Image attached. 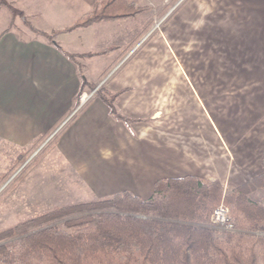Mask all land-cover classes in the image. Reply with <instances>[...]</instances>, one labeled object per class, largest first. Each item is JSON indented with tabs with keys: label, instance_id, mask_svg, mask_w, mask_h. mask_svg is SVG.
Returning <instances> with one entry per match:
<instances>
[{
	"label": "crops",
	"instance_id": "0c3cea01",
	"mask_svg": "<svg viewBox=\"0 0 264 264\" xmlns=\"http://www.w3.org/2000/svg\"><path fill=\"white\" fill-rule=\"evenodd\" d=\"M5 1L21 15L0 5V147L19 152L74 112L81 77L96 84L146 22L69 29L98 0ZM174 22L171 48L162 36L104 86L119 93L115 109L127 121L95 95L54 137L65 177L54 189L66 205L123 191L145 200L157 181L186 176L225 191L264 173V0H193Z\"/></svg>",
	"mask_w": 264,
	"mask_h": 264
},
{
	"label": "trees",
	"instance_id": "16d2710c",
	"mask_svg": "<svg viewBox=\"0 0 264 264\" xmlns=\"http://www.w3.org/2000/svg\"><path fill=\"white\" fill-rule=\"evenodd\" d=\"M0 5L21 15L5 0ZM139 12L130 0H98L69 29ZM86 87L95 88L81 77L79 93ZM95 95L111 116L127 121L115 109L119 93L103 87ZM23 160L24 154L18 163ZM257 189L264 192V173L225 191L216 182L186 176L157 181L145 200L123 191L55 207L0 231V242L13 239L12 244H0V258L9 264H264V207L251 198ZM221 201L233 217L235 231L209 224Z\"/></svg>",
	"mask_w": 264,
	"mask_h": 264
},
{
	"label": "rangeland",
	"instance_id": "374dc122",
	"mask_svg": "<svg viewBox=\"0 0 264 264\" xmlns=\"http://www.w3.org/2000/svg\"><path fill=\"white\" fill-rule=\"evenodd\" d=\"M191 1L193 0H145L142 5H138L133 2L135 8L141 9V12L135 14L133 17L138 16L140 18L133 20L131 17L129 21L132 19V23H136L137 21H141V23L146 22V27L131 42L118 61H120L124 57V54L133 49L144 37L145 39L143 45L136 50L133 56L130 57L129 61H131L145 46L150 45V48L155 47V40L158 39L159 42V40L163 39L162 36L165 37L164 41L166 40L165 42L168 45L167 46L163 43V48L165 50L171 48L172 40L170 39L171 32H173L174 21L175 19L177 21L179 15H186L187 6ZM184 21H186V23L183 22L179 25L183 27L180 28V30L185 33L188 30V26L187 20L185 19ZM183 41L186 44L187 40ZM157 54L160 55V51H158ZM154 58L155 54L153 53V55L149 56V60L151 62L147 65L148 75H151V78H153L154 74H156L153 67L154 65L152 64ZM128 62H126L125 65ZM166 62L167 61L164 62L162 70L158 67V72L162 73L163 71L166 74L168 70L167 67H165ZM107 71L108 69L103 73V75ZM170 71L171 70L169 69V72ZM93 73V71H90L88 74ZM101 78H98L96 84H90L93 85V87H96ZM83 91L91 90L90 87H86ZM82 92L79 93L78 91L76 96L77 102ZM60 131L61 129L57 133ZM52 133H50L48 137H50ZM54 137H51L40 149L39 146L45 142V139H47L46 137L39 140L33 146H30L28 149L21 150L19 152H13L8 149L5 150V148L0 147V231L11 227L18 222L44 214L55 207L67 204L63 203L67 202L64 200L65 198H58L60 194H58V191L55 190L61 188L62 184L60 179L65 177L62 175L63 173L61 172L60 166L51 156V147L54 143ZM37 149H39V151L34 154ZM22 154H24V160L18 163V158ZM251 198L264 207V196H261V194L256 197L255 195H251ZM221 203L223 202L221 201L219 204ZM230 216L233 220L231 213ZM60 222L61 221L59 220L55 222V224H59ZM6 243L12 244L13 239L0 242V244ZM0 264H9V262L7 259L2 257L0 258Z\"/></svg>",
	"mask_w": 264,
	"mask_h": 264
},
{
	"label": "built area",
	"instance_id": "2783aa9c",
	"mask_svg": "<svg viewBox=\"0 0 264 264\" xmlns=\"http://www.w3.org/2000/svg\"><path fill=\"white\" fill-rule=\"evenodd\" d=\"M144 39H145V37L142 38L136 44V46L133 49L127 51L124 54V57L120 61H118L112 67H110V69H108V71L102 76V78L98 82L97 86L93 90L83 91L80 94V96L78 98V102H77V107L74 110V112L71 113L59 125L58 128L55 129V131L51 134L50 137H46L47 139H45V142L39 146V149L42 146H44V144H46L51 137L55 136V134L68 122V120H70V118L75 114V112L78 109H80L87 101H89L92 97L95 96V92L98 89L104 87L106 85V83L109 82V80L119 72V70L125 65V63L130 60V57L133 56V54L136 52V50L139 49L143 45ZM39 149H37L34 154H36L39 151ZM210 224H211V226L218 228L220 230L235 231V225H234V222L230 216L229 209L223 203L219 204L217 207H215L212 210L211 215H210Z\"/></svg>",
	"mask_w": 264,
	"mask_h": 264
}]
</instances>
